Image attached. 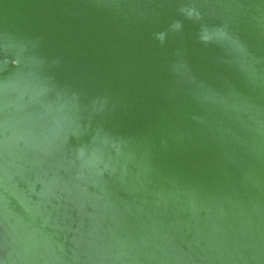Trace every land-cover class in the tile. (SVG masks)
<instances>
[{"label": "water", "instance_id": "obj_1", "mask_svg": "<svg viewBox=\"0 0 264 264\" xmlns=\"http://www.w3.org/2000/svg\"><path fill=\"white\" fill-rule=\"evenodd\" d=\"M0 264H264V0H0Z\"/></svg>", "mask_w": 264, "mask_h": 264}]
</instances>
